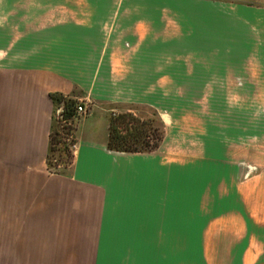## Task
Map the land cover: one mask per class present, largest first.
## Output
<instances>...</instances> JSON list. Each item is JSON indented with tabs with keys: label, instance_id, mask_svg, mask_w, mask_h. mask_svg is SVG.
<instances>
[{
	"label": "crops",
	"instance_id": "obj_1",
	"mask_svg": "<svg viewBox=\"0 0 264 264\" xmlns=\"http://www.w3.org/2000/svg\"><path fill=\"white\" fill-rule=\"evenodd\" d=\"M52 93L87 109L57 173ZM122 105L156 149L108 147ZM0 237L20 264H264V1L0 0Z\"/></svg>",
	"mask_w": 264,
	"mask_h": 264
},
{
	"label": "trees",
	"instance_id": "obj_2",
	"mask_svg": "<svg viewBox=\"0 0 264 264\" xmlns=\"http://www.w3.org/2000/svg\"><path fill=\"white\" fill-rule=\"evenodd\" d=\"M57 108H62V119L68 122L76 115L78 101L76 98L61 93H52ZM67 126V125H66ZM67 134L72 132V127L67 126ZM155 135V136H154ZM164 136L163 130L159 124H155V119H143L133 112H122L111 116L109 123L108 147L114 151L120 152H145L156 149ZM155 137L156 141H153ZM50 150L47 155L48 167L52 172H59L61 168L54 167L52 161L53 151L58 152L60 159L64 156L65 150L62 147H56L61 142L54 131L50 135ZM63 144V142H62ZM65 165L63 168H67Z\"/></svg>",
	"mask_w": 264,
	"mask_h": 264
},
{
	"label": "rangeland",
	"instance_id": "obj_3",
	"mask_svg": "<svg viewBox=\"0 0 264 264\" xmlns=\"http://www.w3.org/2000/svg\"><path fill=\"white\" fill-rule=\"evenodd\" d=\"M264 1V0H262ZM181 94V93H180ZM78 103H81L83 105H86L84 100H78ZM113 107V106H112ZM88 108H89V104H88ZM128 108H131V111L128 110ZM58 109V108H57ZM55 111V117H54V131L55 133H57V137L59 139H61V142L56 144V147H62L65 150V154L64 156L60 159V157L58 156V152L57 151H53L52 154L54 156H52V161L54 164V167H58L63 169V167L65 165H67L66 167H69L72 162H73V158H74V153H75V148H76V135H75V131H76V122L78 121V118L81 116H84L85 114L79 115L76 114L74 118L70 119L68 122H64L62 121L60 114L58 113V111ZM122 112H133L135 115L140 116L143 119H155V124H159V126L161 127V129L163 130L164 133V123L161 120V117L159 116L158 113L154 112L152 109L143 107V106H115L113 107V109L109 112L110 113V118L113 115L122 113ZM72 127V132L70 134H67V126ZM155 136V135H154ZM153 141L155 140V137L153 138ZM63 142V144H62ZM161 143V142H160ZM160 145V144H159ZM154 150V149H153ZM7 238V237H6ZM67 238V237H66ZM5 240V237H0V242L2 243ZM16 252H0V264H20V261L18 259V253H17V257L15 256ZM20 255V254H19ZM64 258V257H63Z\"/></svg>",
	"mask_w": 264,
	"mask_h": 264
},
{
	"label": "built area",
	"instance_id": "obj_4",
	"mask_svg": "<svg viewBox=\"0 0 264 264\" xmlns=\"http://www.w3.org/2000/svg\"><path fill=\"white\" fill-rule=\"evenodd\" d=\"M57 111L60 114V117L62 118V114H61L62 108L61 107L58 108ZM86 113H87L86 106L81 104V103H78L77 107H76V114L82 115V114H86ZM61 120L65 122L64 119H61Z\"/></svg>",
	"mask_w": 264,
	"mask_h": 264
}]
</instances>
